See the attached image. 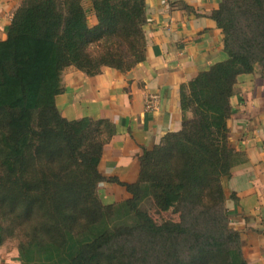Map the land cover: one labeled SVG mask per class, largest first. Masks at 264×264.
Here are the masks:
<instances>
[{
    "label": "trees",
    "instance_id": "obj_1",
    "mask_svg": "<svg viewBox=\"0 0 264 264\" xmlns=\"http://www.w3.org/2000/svg\"><path fill=\"white\" fill-rule=\"evenodd\" d=\"M148 0H23L0 40V248L20 234L21 264H249L231 226L227 181L243 161L229 140L237 78L264 70V0H220L213 18L227 59L180 88L182 123L139 157L131 194L104 204L98 170L116 133L108 119L69 120L62 73L127 72L145 61ZM168 4V2L166 1ZM177 192L178 221L142 210ZM5 226H4V225Z\"/></svg>",
    "mask_w": 264,
    "mask_h": 264
},
{
    "label": "crops",
    "instance_id": "obj_2",
    "mask_svg": "<svg viewBox=\"0 0 264 264\" xmlns=\"http://www.w3.org/2000/svg\"><path fill=\"white\" fill-rule=\"evenodd\" d=\"M23 0H0V40ZM168 2V4L166 3ZM145 61L127 72L104 67L89 76L69 66L62 73L57 107L69 119H108L116 133L98 164L107 180L99 183L104 204L131 197L125 186L139 178L144 148H152L182 123L180 88L216 62L227 59L222 30L211 18L220 0H148ZM84 5L91 13L90 0ZM229 140L243 161L233 166L227 201L231 226L241 235L249 264H264V70L237 78L231 99ZM21 264V263H20Z\"/></svg>",
    "mask_w": 264,
    "mask_h": 264
},
{
    "label": "rangeland",
    "instance_id": "obj_3",
    "mask_svg": "<svg viewBox=\"0 0 264 264\" xmlns=\"http://www.w3.org/2000/svg\"><path fill=\"white\" fill-rule=\"evenodd\" d=\"M177 197V192L154 190L153 195L142 204V210L146 211L157 224L176 222L178 214L174 211V205ZM19 241L20 234L11 236L6 231L4 243L0 248V264H20Z\"/></svg>",
    "mask_w": 264,
    "mask_h": 264
}]
</instances>
